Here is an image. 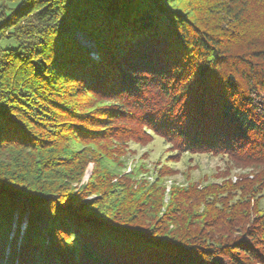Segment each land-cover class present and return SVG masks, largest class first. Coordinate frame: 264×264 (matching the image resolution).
I'll use <instances>...</instances> for the list:
<instances>
[{
  "label": "trees",
  "instance_id": "obj_1",
  "mask_svg": "<svg viewBox=\"0 0 264 264\" xmlns=\"http://www.w3.org/2000/svg\"><path fill=\"white\" fill-rule=\"evenodd\" d=\"M156 140L252 170L166 205ZM0 264H264V0H0Z\"/></svg>",
  "mask_w": 264,
  "mask_h": 264
},
{
  "label": "rangeland",
  "instance_id": "obj_2",
  "mask_svg": "<svg viewBox=\"0 0 264 264\" xmlns=\"http://www.w3.org/2000/svg\"><path fill=\"white\" fill-rule=\"evenodd\" d=\"M76 40L84 47H87L92 52H94L93 57L96 58L97 54L95 51V42L93 39H87V36L82 31L76 32L75 35ZM1 46L3 48H11L14 46L12 41H4ZM160 140H156L153 143L142 147L137 144L131 145L129 151H127V155L125 156V161L127 162V167L122 169L124 173H130L135 167H139L140 165L145 164L146 169L150 172V180L153 179V172L160 171V169H170L173 175L168 178H163L166 184L168 185L166 189V196L164 202L166 205L170 203L171 197V188L176 185H185L187 186L190 183L196 184H208L211 182L222 183L223 180L227 178H231V181L236 182L239 180L240 176L246 175L251 172V168L249 167H238L232 163L229 159H223L221 157H213V156H198V157H184L182 160L174 159V156H169L170 153L166 152L161 145ZM82 146H75V148L80 149ZM94 155L98 156L99 163L101 164L100 169L102 170V166L104 168L109 169V166H112V162L105 156V153H102V158H100L99 153L102 152L99 145L91 146ZM113 146L111 145L110 148ZM88 149V148H87ZM173 158V159H172ZM97 168L96 162H90L86 168L85 175L82 179L81 184L86 183L93 176V172ZM103 171V170H102ZM121 172V173H122ZM119 178V176H117ZM144 179V178H143ZM94 197H89L83 201V203L91 202ZM20 202H16L15 208L16 214L12 218L11 225V234H14L16 231V226H18V209L20 208ZM25 215L22 218L19 227V235L20 237L25 232V228L28 222V216L32 209L29 207L28 203L25 204ZM201 208V207H200ZM205 210L201 208L200 212ZM10 238V237H9Z\"/></svg>",
  "mask_w": 264,
  "mask_h": 264
}]
</instances>
